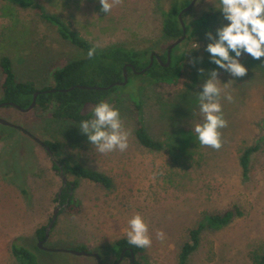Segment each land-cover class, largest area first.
<instances>
[{
  "label": "rangeland",
  "instance_id": "obj_1",
  "mask_svg": "<svg viewBox=\"0 0 264 264\" xmlns=\"http://www.w3.org/2000/svg\"><path fill=\"white\" fill-rule=\"evenodd\" d=\"M172 1L37 3L99 50L124 45L162 53L169 43L162 41L161 11ZM17 12L14 25L0 11V55L13 59L19 81L43 88L50 85L55 65L79 52L34 10ZM187 18L193 25L209 18L210 25L185 44L186 68L176 84L142 79L135 90L118 92L112 106L90 107L98 116L88 126L54 120L47 112L0 108V118L13 125L0 124V138L8 133L12 138L0 139V264H17L10 249L14 242L33 250L40 264H98L93 257L37 248V230L48 228L63 206L56 197L64 183L34 138L59 140L64 148L56 161H76L113 182L105 189L66 175L68 183L79 184L72 195L83 212L59 213L45 247L76 250L85 245L104 264H114L113 244L129 237L146 245L138 260L178 264L191 229L206 215L237 206L245 216L205 232L190 264H252L250 253L264 252V0H198ZM11 29L16 34L9 39ZM134 93L140 109L131 98ZM139 115L164 150L139 144ZM257 144L261 150L251 157L244 179L239 151Z\"/></svg>",
  "mask_w": 264,
  "mask_h": 264
},
{
  "label": "trees",
  "instance_id": "obj_2",
  "mask_svg": "<svg viewBox=\"0 0 264 264\" xmlns=\"http://www.w3.org/2000/svg\"><path fill=\"white\" fill-rule=\"evenodd\" d=\"M0 1L4 3V6L0 10L1 14L5 18H9L14 25L19 23L17 9L34 10L44 22L56 30V33L63 41L73 46L79 52L77 57L68 59L67 61H61L55 65L50 72V85L44 86L43 88H38L32 81H19L13 59L8 55H0V72L2 76V80H0V88L2 90L0 105L3 103H15L21 108L27 109L32 105L34 95L39 92L36 99V106L32 111L47 112L50 113L54 120L79 126H88L96 120L98 114L94 110H89L90 107L112 106L115 102L114 96L118 92H125L130 89L135 90L139 81L142 79H149L155 84L178 83L186 68L187 51L184 49L185 44L200 29H208L210 25L209 18H201L194 22L193 25L187 18L193 9L186 13L184 15L187 28L186 38L173 49L171 64L166 67L167 52L170 45L183 37V28L179 20V14L192 0H173L168 9L161 11L162 41L169 43L162 53L155 52L154 48L137 49L124 45H114L104 50H99L91 42L74 31L71 25L62 17L43 9L37 3V0ZM15 34L11 29L7 38ZM154 52L158 54L163 64L155 59L153 65L145 73H134L130 66H134L137 71L146 69L150 65V57ZM125 66H128V84L125 86L116 85L125 81ZM79 86L113 87L102 90L82 89ZM71 88L74 89L71 90ZM64 90L69 91L65 92ZM131 98L137 109H140L141 99L137 93H134ZM2 108L13 107L7 105ZM136 123L135 135L141 146L151 151L164 150V144L151 137L147 132L141 115L137 117ZM262 132L264 135V120L262 121ZM0 139L11 140L12 138L8 133ZM42 142L50 148L54 156L60 154L64 148V145L59 140H45ZM260 150V144L241 147L239 151V165L244 179L249 177L251 157ZM47 154L49 155L48 152ZM58 163L61 164L64 174L71 175L77 180H85L105 189H110L113 185L111 177L104 172L69 160L54 162V168L58 171L60 170ZM78 185L77 181L67 183V186H63L62 191L57 195V202H61L63 205L67 204V207L60 214L69 213L71 215H78L83 212L82 205L72 195L78 188ZM22 191L24 194H28L27 189L23 188ZM244 216L245 212L237 206L221 213L206 215L195 228L189 231V240L183 245L180 251L178 264L191 263L192 257L201 246L202 237L205 232L221 230L232 224L236 219ZM46 234L47 228L45 227L38 229L36 232L39 240L46 239ZM10 249L17 264H40L37 254L28 247L14 242ZM76 250L90 252L85 245L77 246ZM112 250L117 260L120 259L122 252L126 250L124 261L126 259L131 260L132 251L136 256L135 264H149L138 260V257H143L146 251V245L141 240L129 237L119 239L113 244ZM250 260L252 264H264V252L259 250L252 251L250 253Z\"/></svg>",
  "mask_w": 264,
  "mask_h": 264
},
{
  "label": "water",
  "instance_id": "obj_3",
  "mask_svg": "<svg viewBox=\"0 0 264 264\" xmlns=\"http://www.w3.org/2000/svg\"><path fill=\"white\" fill-rule=\"evenodd\" d=\"M197 2H198V0H192L190 2V4L187 7H185L180 12V14H179V20H180V23H181L182 28H183V37L180 40H177V41L173 42L170 45V47L168 49V52H167V63L165 64L166 67L171 64V54H172L173 49L177 45H179L182 41H184L185 38H186L187 28H186V24H185V21H184V15L186 13L190 12L195 7V5L197 4ZM155 59L157 61H159L161 64H163L161 58L158 56L157 53L154 52V53L151 54V57H150V65L146 69H144L142 71H137L134 66H130V67L132 68V70H133L134 73L143 74V73H145L153 65ZM127 67L128 66H125V68H124V70H125V81L123 83H118L116 85H123V86H125V85L128 84ZM111 87H113V86H110L108 88L79 86V88H82V89H102V90L110 89ZM72 89H74V88H71V90ZM64 91L67 92L69 90H64ZM38 95H39V92H37L34 95L33 103L27 109H23V108H21L20 106H18L15 103H9V104L8 103H3V104L0 105V108L5 107L7 105H10L11 107L15 108L16 110H19L22 113H29V112H31L35 108V106H36V99H37ZM0 124L1 125H4V126H13L10 122H8V121H6V120H4L2 118H0ZM28 135L30 136L29 133H28ZM34 140L36 142H38L39 144H41L42 146H44L45 149L47 150V152L49 153L51 159L54 162H56V158H55L54 154L52 153V151L50 150V148L48 146H46L40 139L34 138ZM59 166H61V165L59 164ZM61 176H62V180H63L64 185L67 186L68 181H67L66 175L65 174H62ZM62 207L63 208L67 207V204L63 205ZM62 207H58L55 210L54 216H53V218L51 220V223H50V225L47 228L46 239H44L43 241H40L39 242L38 248L43 249L45 251H49V252L69 253V254H72V255L77 256V257H82V256H85V257H93V258H95L97 260V263L98 264H103V260H102L101 256L99 254H97V253H92V252H87V251H78V250H68V249H50V248L44 246L45 241L49 237V231L51 230V228L54 226L55 222L57 221L58 215H59ZM124 253L125 252H122L120 259L115 264H121V262L124 259ZM131 261H132V264H135L136 263V256H135V254L132 251H131Z\"/></svg>",
  "mask_w": 264,
  "mask_h": 264
},
{
  "label": "flooded vegetation",
  "instance_id": "obj_4",
  "mask_svg": "<svg viewBox=\"0 0 264 264\" xmlns=\"http://www.w3.org/2000/svg\"><path fill=\"white\" fill-rule=\"evenodd\" d=\"M44 147V146H43ZM59 164V163H58ZM61 165V164H60ZM58 171V170H57ZM58 172H60L61 173V175L62 174H64V171H63V169H62V166H60V170L58 171ZM66 175V174H65ZM64 187H66L65 185H63ZM62 191V190H61ZM44 240V239H43ZM43 240H39V242L40 241H43ZM39 242H38V244H39ZM47 242V240L45 241V243ZM44 243V244H45ZM40 249V248H39ZM126 251V250H125ZM125 251H123V252H125ZM49 252V251H48ZM124 256H125V253H124ZM119 260V259H118ZM117 259H116V261L114 262V264L118 261ZM123 261H124V259H123ZM103 264H104V262H103Z\"/></svg>",
  "mask_w": 264,
  "mask_h": 264
}]
</instances>
